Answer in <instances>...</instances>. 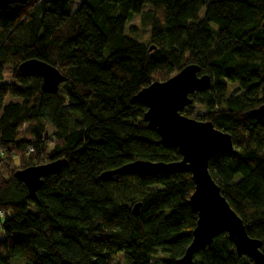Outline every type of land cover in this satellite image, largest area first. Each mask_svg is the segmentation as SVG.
<instances>
[{"label":"trees","instance_id":"16d2710c","mask_svg":"<svg viewBox=\"0 0 264 264\" xmlns=\"http://www.w3.org/2000/svg\"><path fill=\"white\" fill-rule=\"evenodd\" d=\"M263 22L264 0H27L0 9V264H175L197 220L191 174L99 175L138 159H181L132 97L188 64L212 81L182 113L231 135L232 149L213 154L209 171L264 252V114L252 112L264 104ZM143 31L149 44L132 37ZM31 58L66 77L56 93L19 72ZM57 159L65 164L31 199L16 172ZM193 264L253 261L223 232Z\"/></svg>","mask_w":264,"mask_h":264},{"label":"water","instance_id":"95a60500","mask_svg":"<svg viewBox=\"0 0 264 264\" xmlns=\"http://www.w3.org/2000/svg\"><path fill=\"white\" fill-rule=\"evenodd\" d=\"M26 2L27 0H0V9L10 4ZM152 48L154 47L151 46L149 50ZM200 69L197 64H188L168 79L156 80L143 87L132 97L134 102L146 107L143 119L147 127L157 132L163 144L177 147L181 159L173 162L138 159L115 169L105 170L99 178L106 180L121 172H189L194 189L188 204L197 215V220L192 230V240L183 255L175 260V264H193L194 254L210 245L213 238L223 232L234 244L238 256H247L253 264H264L262 241L247 234L243 220L221 194L220 187L209 171L208 161L213 154L232 149L231 135L214 127L209 120H198L182 113L192 101L190 95L206 90L211 85V76L199 75ZM18 70L25 75L39 76L41 90L46 93H56L59 85L66 80L56 67L36 58L21 62ZM252 112L264 114V104ZM64 164L65 159H57L31 165L18 170L16 176L26 186L29 197L35 200L43 177L57 173ZM140 205L134 204V214H138Z\"/></svg>","mask_w":264,"mask_h":264},{"label":"rangeland","instance_id":"374dc122","mask_svg":"<svg viewBox=\"0 0 264 264\" xmlns=\"http://www.w3.org/2000/svg\"><path fill=\"white\" fill-rule=\"evenodd\" d=\"M132 24H137V19H135V20H131V21H128L127 26H130V25H132ZM132 37L135 38V39H137V40H141V41L145 42L146 44H149V40H148L149 35H148V32H146V31L141 32V34H139V35H132ZM9 73H10V69H7V71H6V74H7V75H6V78H7V79H10V75H9ZM194 109H195V112H196V113L200 112V111H199V108H198L197 105H194ZM50 130H51V128H48L47 133H48ZM50 133H51V131L49 132L48 135H50ZM1 237H3V231H2V229H1V227H0V238H1Z\"/></svg>","mask_w":264,"mask_h":264},{"label":"built area","instance_id":"2783aa9c","mask_svg":"<svg viewBox=\"0 0 264 264\" xmlns=\"http://www.w3.org/2000/svg\"><path fill=\"white\" fill-rule=\"evenodd\" d=\"M30 151H32L33 150V148H30L29 149ZM2 217V213L0 212V218Z\"/></svg>","mask_w":264,"mask_h":264}]
</instances>
